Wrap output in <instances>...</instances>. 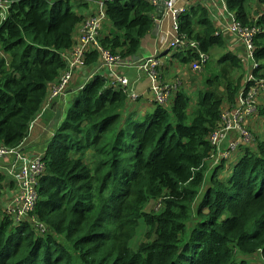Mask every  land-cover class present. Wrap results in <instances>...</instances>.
Segmentation results:
<instances>
[{
	"label": "trees",
	"instance_id": "trees-1",
	"mask_svg": "<svg viewBox=\"0 0 264 264\" xmlns=\"http://www.w3.org/2000/svg\"><path fill=\"white\" fill-rule=\"evenodd\" d=\"M4 1L10 6L0 22V149H17L28 140L48 86L80 46L91 4ZM226 3L243 27L262 30L253 39L251 60L264 79V0ZM157 14L149 0L109 3L101 46L123 60L135 57L153 34ZM180 25L199 49L180 46L172 58L190 67L205 54L227 66L224 95L200 92L194 102L178 89L166 104L154 100L152 113L134 114L128 96L97 76L76 93L47 141L35 221L17 226L0 200V264H264V139L241 146L236 161L220 159L211 169L231 143L214 144L212 136L222 116L237 107L252 63L244 46L238 53L228 49L206 7L189 8ZM99 57L91 50L87 65ZM158 76L162 87L167 81ZM13 186L0 173V194L10 198ZM152 204L157 209H147ZM141 225L144 240L133 246Z\"/></svg>",
	"mask_w": 264,
	"mask_h": 264
},
{
	"label": "built area",
	"instance_id": "built-area-1",
	"mask_svg": "<svg viewBox=\"0 0 264 264\" xmlns=\"http://www.w3.org/2000/svg\"><path fill=\"white\" fill-rule=\"evenodd\" d=\"M115 0H101L97 2L98 14L90 16L83 23L81 30V44L75 50L73 55L69 58L68 68L61 75L57 84L52 87L50 93V100L59 98L65 94L68 86L73 80L74 72L77 68L84 67L86 65V54L93 50H97L100 53V59L102 65L109 69V73L105 76L108 79L115 90L122 91L128 96L130 101H136L139 98V94L131 89L130 81L128 77L121 74L120 69L124 68L123 65L130 62L134 58L122 59L113 55L110 51L105 50L99 41V33L102 22L105 20V8L106 4ZM178 0H169L166 4L165 17H168L171 22L170 36L171 41L169 47L177 49L186 43L190 44L194 49H199V44L195 41H186L187 36L181 31V25L179 18L186 13L184 5L177 6ZM213 4L214 0H205ZM221 3L224 11L227 10L225 0H218ZM156 6V0H151ZM10 4L0 0V10L4 18L6 11ZM159 16V15H158ZM160 17V16H159ZM229 18L225 20L222 25L221 32L225 35V38L229 42L232 37L234 40V47L244 46L245 57L252 63V69L246 76V84H251L248 92L246 93L245 102L242 99L241 107L234 112H226L222 116V128L217 129L212 136L214 144L224 142L235 131L240 132L242 140L244 142H250L251 135L244 130L241 123H243L245 117L252 113V108L255 109L256 98L258 93L264 92V79L255 75V72L259 69V64L253 59L254 44L253 39L258 33H262V30L257 26L255 27H243L236 19L235 15L229 13ZM156 21V17H155ZM161 23V22H160ZM205 54H200V61L194 63V72L201 73L204 64L208 62L210 57ZM142 62V63H141ZM254 62V64H253ZM137 69L140 72L148 73L149 77L153 81L151 91L155 98V102L163 105L168 103L172 92L176 91L180 85L179 82H175L171 85H162L157 81V62L154 60H147L145 62L140 61L131 64V66L137 65ZM179 84V85H178ZM83 88V87H82ZM174 93V92H173ZM49 100V101H50ZM33 128V125L31 126ZM238 142H231L227 149L219 153V159H227L232 151L238 147ZM43 154H35L32 151L27 150L25 143L23 147L17 149H0V170L5 171L7 180L15 183V190L10 195V198L4 196L6 204V211L9 215L15 216V221H25L29 217H32L36 205L39 201V183L44 177L46 172V162Z\"/></svg>",
	"mask_w": 264,
	"mask_h": 264
},
{
	"label": "crops",
	"instance_id": "crops-1",
	"mask_svg": "<svg viewBox=\"0 0 264 264\" xmlns=\"http://www.w3.org/2000/svg\"><path fill=\"white\" fill-rule=\"evenodd\" d=\"M199 2H204V4L206 5L214 25L217 28L218 27L220 29L223 28L222 25L225 23L226 20V18H224V16H226V11H224L221 3H219L218 0H214L213 4L205 0H178L177 6L184 5L185 8L189 9L191 8V6L199 4ZM217 8H219L218 15L215 14V10ZM94 13H95L94 4H92V6H90V13L85 15V17ZM170 28H171V22L168 17L156 16V24L153 34L144 40V43L142 44L139 53L135 57H133L134 59L130 60L129 63L123 65L124 68L120 69L121 74L128 77L130 81L131 89L139 94V98L136 101H131L132 104H135L137 106L141 105L139 108L144 109V112H138V113L144 114L145 112H147V109L149 107H152L153 98L151 100V95L149 93L150 81L148 75L146 73L140 72L135 66H131V64L134 61L135 63H139L144 59H145L144 61L149 60L151 58L156 59L158 62L157 72L159 74L160 79L164 82L167 81L169 83L174 82L175 80L185 82L186 79L184 75L185 71L182 68H185L186 70L190 69L189 66L182 65L180 62H178L177 59H172L171 57H173V55L169 56L171 53L177 52V50H174L173 52L172 49H170L169 47V43L171 41L170 32H172ZM79 38H80V34L78 29L75 37L76 42L79 41ZM233 38L234 37H232L229 41L228 49L231 50L230 47H233L237 49L236 51L238 53L242 51V49L239 48L240 46L237 45L236 47H234L235 44ZM138 65L139 64H137V66ZM177 65H180L181 68H179V66ZM109 72H110L109 69L105 68L102 64H98L95 67L87 66V67L79 68V71H77L75 75L74 84H72L69 87L68 94L63 98L56 100L54 102V106L56 103H58V108L61 109L63 113V108L66 109L67 103L70 102V99L74 97L76 98V92H77L76 90L78 89L79 85L86 83L89 77L92 75H96V74L106 75ZM126 72L130 73L131 77L127 76ZM262 102H264V99L260 102L261 105ZM131 103L128 102V107L132 105ZM128 107L127 109L129 111L130 107L129 108ZM54 116H55V109L54 110L48 109L44 113L41 119L36 122L32 132L30 133L28 140L29 143L37 144L40 142L39 140L41 138H43L45 140L44 143H46V140L52 135L53 130L49 131V124L53 123ZM39 147L41 149L43 146H39ZM26 148L27 150L32 151L31 150L32 148H28V147ZM4 172L5 171L0 170V173L5 175Z\"/></svg>",
	"mask_w": 264,
	"mask_h": 264
},
{
	"label": "rangeland",
	"instance_id": "rangeland-1",
	"mask_svg": "<svg viewBox=\"0 0 264 264\" xmlns=\"http://www.w3.org/2000/svg\"><path fill=\"white\" fill-rule=\"evenodd\" d=\"M218 12H219V8H217L215 10V14L218 15L219 14ZM227 15H228V12L226 11V16H224V18L228 19L229 17ZM2 19L3 18H0V22H1ZM172 51L174 52V50H172ZM172 55H174V53H171L169 56H172ZM193 65H194V63L191 64L190 71L186 70L185 68H182L185 71L184 75H185L186 79H185V82H183L184 86L182 85L181 88L185 87L184 91L189 94V96L191 97V100L196 102L199 93L200 92H206V91L213 92V93H215L216 96L222 97L224 95V93H225V90H226L225 89L226 83H227V81H228V79L230 77V75H226L224 72L228 71L229 68L227 66L224 67L226 69L221 68L220 64H218V62H216L214 57L210 59V61L207 64V66H205L203 68L202 72L199 73V74L192 73V71H194V69H193L194 66ZM177 66H179V68H181L180 65H177ZM222 71L224 73L223 75L220 74ZM189 73H190V77H191L192 80L188 78V74ZM240 73H241L240 71H236L234 73V77L238 78L240 76ZM126 74H127V76L131 77L130 73L126 72ZM173 98H174V96H172V100H173ZM260 98H264V94H262L260 96ZM129 103H131V102H129ZM70 106H71V103L70 102L67 103L66 111L70 108ZM140 106L141 105L137 106L135 104H132L131 106H129L130 107L129 111L134 112V114H137L138 112H144V109L139 108ZM258 108H259L258 116H257V118L254 116L255 121H254L253 127L251 128V130L249 132L252 134L253 138L260 137V138L264 139V115L261 114L262 109H264V102H262V105L259 103ZM147 112L148 113H152L153 112V108L149 107L147 109ZM135 117L136 116H134V118ZM246 126H249V124H247ZM246 129L248 130V128H246ZM230 138H231V135L228 137V140ZM28 140H29V137H28ZM28 140L25 142V146L28 147V148L32 147L31 150L35 154H40L41 149H40L39 146H45L46 145L44 143L45 140L43 138H41L39 140L40 142L37 143V144L29 143ZM213 141H214V139H213ZM239 150L233 154V156L231 158V161H236V159H239L242 156L241 153L239 152ZM218 157L220 158V156H218ZM218 157H216V161L213 162V164L211 166V169H216L218 167V165L220 163V160H217ZM232 167H233V164H231L230 167H229V169H230L229 171L230 172L232 170ZM229 175L230 174H226L221 179H226ZM9 183H10L11 186H13L12 184H14V186L12 188L15 190V183L13 181L12 182L9 181ZM205 186H209V183H206ZM206 188L207 187H204V189H206ZM8 190L11 191V188H8ZM3 191L4 190L1 191L0 200L2 199ZM199 200H200V198H199ZM2 207H3V205H2ZM147 209L153 210V209H157V207H155V205L152 204V206H148ZM144 231H145V227H144V225H141L139 227V229L137 231V235H136V237H135V239H134V241L132 243L133 246L139 245L144 240Z\"/></svg>",
	"mask_w": 264,
	"mask_h": 264
},
{
	"label": "clouds",
	"instance_id": "clouds-1",
	"mask_svg": "<svg viewBox=\"0 0 264 264\" xmlns=\"http://www.w3.org/2000/svg\"><path fill=\"white\" fill-rule=\"evenodd\" d=\"M4 1V0H3ZM99 1H101V0H87V2H89L90 4H91V6H92V4H94V9H95V13L94 14H91V15H88L87 17H86V19H85V21L87 20V18H89L90 16H94V15H97L98 14V5H97V2H99ZM116 1V0H115ZM115 1H113V2H115ZM150 2H151V0H149ZM4 2H7V1H4ZM113 2H110V3H113ZM7 4H10L9 2H7ZM109 3H107L106 4V8H107V5H108ZM197 5H201V6H204V7H206V5L204 4V2H199V4H197ZM197 5H194V7L195 6H197ZM225 5H226V7H227V3H226V0H225ZM10 6V5H9ZM191 7H193V6H191ZM106 8H105V15H106ZM207 8V7H206ZM1 11V10H0ZM156 11H157V5H156ZM188 11V8H186V12ZM228 13H230V14H233V13H231L229 10H228V7H227V10H226ZM1 14H2V11H1ZM185 14V13H184ZM183 14V15H184ZM159 14H157V16H158ZM234 15V14H233ZM2 16V15H1ZM160 16V15H159ZM164 16H165V14H164ZM229 16V15H228ZM5 17V16H4ZM160 17H162V16H160ZM0 18H3V17H0ZM179 21H180V18H179ZM106 22V18H105V20L102 22V25H101V29H100V32L102 31V29H103V25H104V23ZM155 24H156V21H155ZM220 32H221V29L218 27L217 28ZM185 34V33H184ZM99 37H100V33H99ZM100 41V40H99ZM188 42V41H187ZM101 44V43H100ZM190 46L191 48H193L190 44H188V43H186L185 45H183V46ZM170 49H172V48H170ZM93 50V49H92ZM172 50H178V48L177 49H172ZM108 51V50H107ZM90 52V51H89ZM88 52V53H89ZM88 53L86 54V65L84 66V67H87L88 65H87V55H88ZM99 55H100V53H99ZM114 55V54H113ZM116 56V55H115ZM133 58V57H132ZM128 59V58H127ZM66 60V62H67V67H66V69L61 73V75L67 70V68H68V61H69V58H66L65 59ZM145 60V59H144ZM144 60H142L143 62H145ZM151 60H154V61H156L157 62V60L156 59H152L151 58ZM147 61V60H146ZM98 64H102L101 63V59H100V57H99V62L96 64V65H98ZM95 65V66H96ZM95 66H93V67H95ZM89 67V66H88ZM135 67L137 68V65H135ZM81 68V67H80ZM157 68H158V62H157V67H156V71H158L157 70ZM259 70V74H258V77L259 78H262V71L260 70V69H258ZM257 70V71H258ZM77 71H79V68H77L76 70H75V72H74V77H73V80H72V82L70 83V85L68 86V88H67V90L65 91V94L64 95H62L61 97H59V98H55V99H52V100H50V93H51V90H52V87L55 85V84H57L58 83V81H59V79H60V77H61V75H60V77H59V79L55 82V83H52V84H50L49 86H48V95H47V99H46V102H45V104H44V106H43V109H42V111H41V113H40V115L38 116V118L31 124V126L33 125V128H34V126H35V124H36V122L38 121V120H40L41 119V117L44 115V113L48 110V109H51V110H54L55 109V115H56V111L57 110H60L61 111V116H60V119L61 118H63L64 117V115L66 114V112L68 111H66V109L65 108H63V113H62V110L61 109H59L58 108V103H56L55 104V106H56V108H55V106H54V102L56 101V100H58V99H60V98H63V97H65L67 94H68V90H69V87L72 85V84H74V81H75V75H76V73H77ZM256 71V72H257ZM256 72H255V75H256ZM144 73V72H143ZM192 73H194V74H199V73H196V72H194V71H192ZM107 75V74H106ZM106 75H101V74H96V75H92V76H90L89 77V79H88V81L86 82V83H84V84H81V85H79V87H78V89L76 90L77 92L78 91H82L89 83H91L97 76H100L101 78H103V79H105L106 80V83H107V86H109V87H111V88H113V86H112V84H111V82L108 80V79H106L105 78V76ZM257 76V75H256ZM161 82V81H160ZM177 83V82H179L180 83V85H179V87H178V89H183L184 90V88L182 87L181 88V86L183 85L184 86V84H183V82L182 81H177V80H175L174 82H171V83H169V82H167L166 84H164V85H171V84H173V83ZM250 86H251V84H246V80H245V83L243 84V87H242V89H241V91H240V95H239V98H238V105H237V107L236 108H234L233 110H230V111H228V112H230V113H234V112H236L240 107H241V102H242V99H243V101L245 102V97H246V93L248 92V90H249V88H250ZM83 87V88H82ZM177 89V90H178ZM176 90V91H177ZM117 91H119V90H117ZM176 91H174V93L176 92ZM76 92V93H77ZM174 93L172 94V96L174 95ZM262 94H264V92H260V93H258V95H257V98H256V104H255V109L254 108H252V106H251V109L253 110L252 111V113H250L247 117H245V119H244V121H243V123H241L242 124V126H243V128H244V130H246L250 135H251V137H252V139L250 140V142H244V140H242V137H241V135H240V132H238V131H235L234 133H232L231 134V138L228 140V137H227V139L224 141V142H222V143H220V144H222V145H224V144H227V143H230V142H238L239 144H238V147L234 150V151H232L231 153H230V155H229V157L227 158V159H225V160H230L231 158H232V156H233V154L235 153V152H237L240 148H241V146H243V145H249V144H251V143H253L254 141H255V138H253V136H252V134L249 132L250 130H251V128L253 127V124H254V116L256 117V116H258V111H259V108H258V105H259V103L264 99V98H260V96L262 95ZM74 99H76L77 100V95H76V98L74 97L73 98V101H71V99H70V103H71V106H72V104L73 103H75L74 102ZM198 99V98H197ZM50 100V101H49ZM155 100V98H153V101ZM197 101V100H196ZM129 102H131L130 100H129ZM71 106H70V108H71ZM69 108V109H70ZM55 117V116H54ZM59 119V120H60ZM53 121H54V118H53ZM52 124V123H51ZM51 124H49V131H51V130H53L52 131V135H53V133H54V131H55V128H56V126H54L53 128L52 127H50L51 126ZM58 124V123H57ZM247 124H249V126H246ZM31 126H30V132L29 133H31L32 132V130H33V128H31ZM222 128V120H221V122H220V124H219V126H218V128L217 129H221ZM246 128H248V130L246 129ZM30 135V134H29ZM52 135L46 140V145H47V141L52 137ZM257 138V137H256ZM228 140V141H227ZM46 145L45 146H43L42 148H41V152H40V154H43L44 156H45V151H46ZM223 151H225V150H223ZM223 151H219L218 153H217V157L219 156V153L220 152H223ZM222 159H224V158H222ZM217 160H220L219 159V157H218V159ZM229 177V176H228ZM228 177L226 178V179H228ZM220 178H223V176H221ZM206 183H208V182H206ZM206 185V184H205ZM204 185V187H207L206 189H204V187L202 188V190H201V195L199 196V198H200V200H199V198H198V200H197V204H199L200 202H201V200L203 199V194H204V192L209 188V186H205ZM2 199L4 200V195L2 196ZM5 202V201H4ZM33 214V213H32ZM25 221H35L34 220V218H31V217H29L28 219H26ZM24 221H19V222H14V223H16V224H18L17 226H19L20 225V223H23Z\"/></svg>",
	"mask_w": 264,
	"mask_h": 264
},
{
	"label": "water",
	"instance_id": "water-1",
	"mask_svg": "<svg viewBox=\"0 0 264 264\" xmlns=\"http://www.w3.org/2000/svg\"><path fill=\"white\" fill-rule=\"evenodd\" d=\"M169 0H156L157 2V13L160 15V16H164L165 14V11H166V4ZM76 101V99H74V102ZM60 116H61V111L60 110H57L56 111V115L54 117V121L53 123L51 124L50 127H54L57 125L59 119H60Z\"/></svg>",
	"mask_w": 264,
	"mask_h": 264
},
{
	"label": "bare ground",
	"instance_id": "bare-ground-1",
	"mask_svg": "<svg viewBox=\"0 0 264 264\" xmlns=\"http://www.w3.org/2000/svg\"><path fill=\"white\" fill-rule=\"evenodd\" d=\"M237 19V18H236ZM101 70H102V68H101ZM104 73V72H103ZM159 77V76H158ZM159 82V81H158ZM160 83V82H159ZM12 182V181H11Z\"/></svg>",
	"mask_w": 264,
	"mask_h": 264
}]
</instances>
